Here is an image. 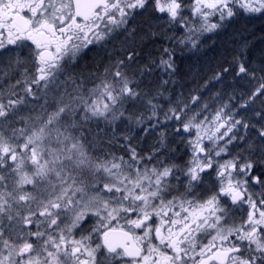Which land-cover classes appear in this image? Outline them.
I'll use <instances>...</instances> for the list:
<instances>
[{
    "label": "snow or ice",
    "instance_id": "6c2138e0",
    "mask_svg": "<svg viewBox=\"0 0 264 264\" xmlns=\"http://www.w3.org/2000/svg\"><path fill=\"white\" fill-rule=\"evenodd\" d=\"M242 17L264 0H0V264H264V60L178 80Z\"/></svg>",
    "mask_w": 264,
    "mask_h": 264
},
{
    "label": "trees",
    "instance_id": "16d2710c",
    "mask_svg": "<svg viewBox=\"0 0 264 264\" xmlns=\"http://www.w3.org/2000/svg\"><path fill=\"white\" fill-rule=\"evenodd\" d=\"M234 25L233 28H227L225 32H221L218 36H214L202 47L201 51L196 54L184 53L177 56L178 80L183 85V91L187 94L190 89L197 88L203 84L218 70V66H227L231 60L234 50L241 48L245 43L247 48L245 51L246 58L254 65H258L264 60V23ZM147 28V25H144ZM163 43L161 37L146 36L142 42L144 53L154 52L159 44ZM97 50L88 52L81 61V65H90L94 59H98ZM247 81L234 78L232 73L225 74L222 81H212L207 89H203L204 98L212 105L210 99L215 93L219 92L226 100L228 95L235 90L236 94L247 90ZM213 107V105H212ZM214 108V107H213ZM146 140L144 147L150 143Z\"/></svg>",
    "mask_w": 264,
    "mask_h": 264
},
{
    "label": "flooded vegetation",
    "instance_id": "af4514ba",
    "mask_svg": "<svg viewBox=\"0 0 264 264\" xmlns=\"http://www.w3.org/2000/svg\"><path fill=\"white\" fill-rule=\"evenodd\" d=\"M239 23H242V24H254V23H264V19H257V20H249L247 18H239L237 19L230 27L228 28H233L234 25H237ZM179 55V54H178Z\"/></svg>",
    "mask_w": 264,
    "mask_h": 264
},
{
    "label": "rangeland",
    "instance_id": "374dc122",
    "mask_svg": "<svg viewBox=\"0 0 264 264\" xmlns=\"http://www.w3.org/2000/svg\"><path fill=\"white\" fill-rule=\"evenodd\" d=\"M240 24H242V23H240ZM246 24H247V23H246ZM262 24H263V23H262ZM242 26H246V25H245V24H242ZM224 32H225V31H224ZM214 36H217V35H213L211 38H213ZM209 40H210V39H209ZM209 40H207V41H209ZM207 41H206V43H207ZM206 43H205V44H206ZM205 44H204V45H205ZM93 50H96V49H93ZM93 50H92V51H93ZM204 99H206V98H204ZM207 99H208V98H207ZM207 99H206V100H207ZM210 99H211V98H210ZM208 101H210V100H208ZM212 105H213V107H215V106H216V103L212 101Z\"/></svg>",
    "mask_w": 264,
    "mask_h": 264
}]
</instances>
